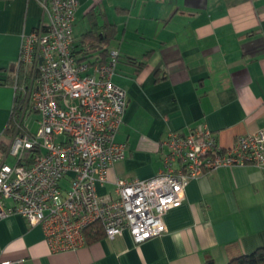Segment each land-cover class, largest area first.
I'll return each instance as SVG.
<instances>
[{"label": "crops", "instance_id": "1", "mask_svg": "<svg viewBox=\"0 0 264 264\" xmlns=\"http://www.w3.org/2000/svg\"><path fill=\"white\" fill-rule=\"evenodd\" d=\"M88 13L99 24L107 20L116 26L106 48L118 51L112 80L127 96L115 137L125 142V157L97 186L99 195L116 197V178L156 174L166 149L160 143L170 130L205 123L226 147L236 135L264 126V0H78L74 53L90 25ZM42 19L38 0H0V160L10 140L4 128L21 38ZM164 223L161 235L140 243L125 228L113 239L102 236L76 251L52 252L41 226H30L15 213L0 218L1 259L205 264L209 257L225 264L264 246V167H220L189 180L181 204L164 214Z\"/></svg>", "mask_w": 264, "mask_h": 264}, {"label": "built area", "instance_id": "2", "mask_svg": "<svg viewBox=\"0 0 264 264\" xmlns=\"http://www.w3.org/2000/svg\"><path fill=\"white\" fill-rule=\"evenodd\" d=\"M38 1L46 19L22 36L21 74L12 82L18 110L0 160V218L16 213L30 226L40 225L52 252L86 245L84 231L95 222L104 237L126 228L140 243L166 230L164 214L181 204L189 180L220 167H264V126L223 147L199 123L167 132L160 143L163 167L152 177L116 178L117 196L99 195L97 186L126 150L115 138L127 105L125 90L112 80L118 51L110 49L104 62L78 59V0ZM32 113L38 116L35 132L28 126ZM1 253L0 264H7Z\"/></svg>", "mask_w": 264, "mask_h": 264}, {"label": "trees", "instance_id": "3", "mask_svg": "<svg viewBox=\"0 0 264 264\" xmlns=\"http://www.w3.org/2000/svg\"><path fill=\"white\" fill-rule=\"evenodd\" d=\"M90 25L82 36L81 46L75 53H77L78 59L88 60L89 56L98 52L94 61L104 62L108 57V49L106 48L109 41L116 34V26L113 23L104 20L102 24H99L94 13H88ZM91 61V60H90ZM20 76L21 69H17L13 76H10L11 83L14 80V76ZM18 101L17 99L15 100ZM13 101V106L9 114L8 121L5 125V131L11 135L13 128L14 115L18 110L17 103ZM86 237V243L91 242L99 237L104 236V232L99 223L95 222L88 226L84 231ZM205 264H215L212 258H207ZM225 264H264V246H260L250 253H242L230 258Z\"/></svg>", "mask_w": 264, "mask_h": 264}, {"label": "rangeland", "instance_id": "4", "mask_svg": "<svg viewBox=\"0 0 264 264\" xmlns=\"http://www.w3.org/2000/svg\"><path fill=\"white\" fill-rule=\"evenodd\" d=\"M12 101H13V97H12ZM37 117L38 116L36 115V113H32V114H30V117L28 119V126L31 129V131H33V132H35L36 129L38 128V123L35 120ZM6 162L13 163L12 157L7 156Z\"/></svg>", "mask_w": 264, "mask_h": 264}]
</instances>
